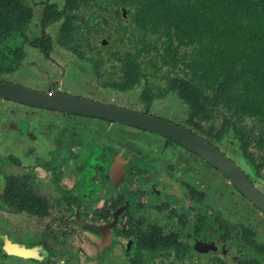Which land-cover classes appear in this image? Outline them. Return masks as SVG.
Segmentation results:
<instances>
[{"label": "flooded vegetation", "instance_id": "1", "mask_svg": "<svg viewBox=\"0 0 264 264\" xmlns=\"http://www.w3.org/2000/svg\"><path fill=\"white\" fill-rule=\"evenodd\" d=\"M17 1L27 11L8 20L21 29L0 32L1 81L171 121L228 155L264 192V120L193 115L170 79L138 73L144 68L132 66L121 42L130 5ZM31 48L50 65L45 90L6 80ZM230 135L235 154L222 146ZM0 264H264V208L174 137L0 95Z\"/></svg>", "mask_w": 264, "mask_h": 264}, {"label": "trees", "instance_id": "2", "mask_svg": "<svg viewBox=\"0 0 264 264\" xmlns=\"http://www.w3.org/2000/svg\"><path fill=\"white\" fill-rule=\"evenodd\" d=\"M116 1L131 6L121 42L132 66L144 68L138 73L170 79L185 91L193 115L264 120V0ZM18 7L17 0H0L1 33L23 27L8 23L25 13Z\"/></svg>", "mask_w": 264, "mask_h": 264}, {"label": "water", "instance_id": "3", "mask_svg": "<svg viewBox=\"0 0 264 264\" xmlns=\"http://www.w3.org/2000/svg\"><path fill=\"white\" fill-rule=\"evenodd\" d=\"M0 95L60 110L106 116L115 120L134 123L174 137L203 154L208 160L217 164L253 199L254 202L264 208V192L247 178L243 171L228 155L224 154L202 137L171 121L118 105L73 96L60 89H55L52 92L46 93L1 80Z\"/></svg>", "mask_w": 264, "mask_h": 264}, {"label": "rangeland", "instance_id": "4", "mask_svg": "<svg viewBox=\"0 0 264 264\" xmlns=\"http://www.w3.org/2000/svg\"><path fill=\"white\" fill-rule=\"evenodd\" d=\"M32 1H37V0H32ZM59 2H60V4H63V1L59 0ZM38 26H39V24H33L32 29L30 31L31 35H34L35 33L39 32ZM19 41H20V39H18V40L15 39L12 42L15 43V42H19ZM30 50L31 51H29L28 57L22 63L20 72L10 75L6 80H9L11 82L18 83V84H21L24 86H28V87H32V88H38L40 90H45L47 87V81H48L46 74H48L47 72L50 71L49 70L50 65L46 66L47 61L45 59V56L38 48H36V49L31 48ZM38 54H39L38 57H41V61L35 65L34 63L30 62L31 61L30 59L33 55L36 56ZM52 73H53V71H52ZM56 74H57V71H56ZM72 75L74 77L78 78L77 72L73 71ZM72 92L75 94H82L83 90L80 88H77V86H76L73 88ZM173 99H174L173 97H170V100H173ZM236 145H237L236 139L233 137V135L232 136L230 135L229 137H227V139L225 140V142L223 143L222 146L226 150L235 154V152L238 151Z\"/></svg>", "mask_w": 264, "mask_h": 264}]
</instances>
